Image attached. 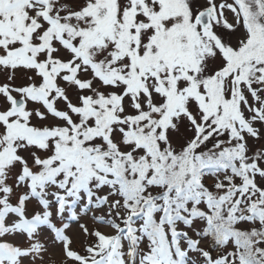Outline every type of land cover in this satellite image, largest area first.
Here are the masks:
<instances>
[{
    "label": "snow or ice",
    "instance_id": "snow-or-ice-1",
    "mask_svg": "<svg viewBox=\"0 0 264 264\" xmlns=\"http://www.w3.org/2000/svg\"><path fill=\"white\" fill-rule=\"evenodd\" d=\"M0 264H264V0H0Z\"/></svg>",
    "mask_w": 264,
    "mask_h": 264
},
{
    "label": "rangeland",
    "instance_id": "rangeland-1",
    "mask_svg": "<svg viewBox=\"0 0 264 264\" xmlns=\"http://www.w3.org/2000/svg\"><path fill=\"white\" fill-rule=\"evenodd\" d=\"M85 223L89 226L92 227V221L90 219H87ZM78 246V245H77Z\"/></svg>",
    "mask_w": 264,
    "mask_h": 264
}]
</instances>
